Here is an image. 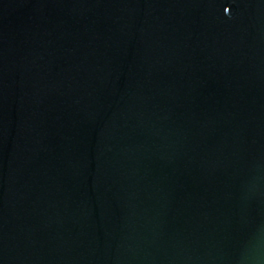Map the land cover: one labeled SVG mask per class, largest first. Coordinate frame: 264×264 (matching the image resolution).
Masks as SVG:
<instances>
[{
  "label": "water",
  "instance_id": "1",
  "mask_svg": "<svg viewBox=\"0 0 264 264\" xmlns=\"http://www.w3.org/2000/svg\"><path fill=\"white\" fill-rule=\"evenodd\" d=\"M0 264H264V0H0Z\"/></svg>",
  "mask_w": 264,
  "mask_h": 264
}]
</instances>
